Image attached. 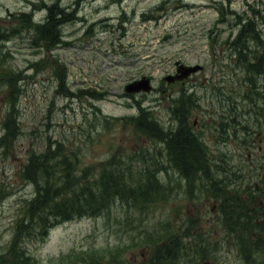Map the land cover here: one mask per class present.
Segmentation results:
<instances>
[{
	"label": "rangeland",
	"instance_id": "obj_1",
	"mask_svg": "<svg viewBox=\"0 0 264 264\" xmlns=\"http://www.w3.org/2000/svg\"><path fill=\"white\" fill-rule=\"evenodd\" d=\"M231 1L232 10L243 11L246 0ZM256 1L264 7V0ZM225 2L227 0H0V25L9 31L4 51L1 50L4 56L0 55V72L1 69L6 74L14 72L18 80L12 87L20 89V93L12 87L0 91V136L3 134L1 122L7 113V95L13 96V105L8 100V106L12 105V109L16 105L21 127V135L13 140L8 153L0 150V252L9 245L16 218L35 193L34 184L20 176L29 152H44L50 143L60 142L68 152L80 153L82 168L92 167L96 171L111 159L113 152L128 155L142 145L146 149L153 148L154 144L139 137L133 127L125 126L123 119L137 114V104L141 102L144 107H151L162 123H169L168 95L184 86H169L167 95L155 90L165 75L175 73L178 61L205 66V70L193 78L194 83L198 82L193 90L201 97V107L194 111L191 121L196 125L207 121L210 125L211 128L201 124L200 129L204 130V139L212 153L217 157L225 154L233 165L240 166L245 164V157L248 160L264 157V140L261 142L260 135H254L257 142L255 148L249 150L252 156L248 157L241 133L232 135L224 143L219 141L213 127L220 123L224 113H232L233 102L239 105V111H246L244 117L249 124L250 121L255 123V113L264 105V98L258 94L264 95L261 82L257 87L251 85L245 69L227 47L237 29L225 21L229 14L219 17L217 7ZM55 4L75 17L74 21L56 28L63 40L56 47L46 43L48 48H33L28 32L13 33L17 22L14 18L20 12L32 14L34 21L41 22L46 20V7ZM147 16L151 17L145 19ZM143 76L153 78L155 92L136 98L125 96V86ZM58 83L62 87H58ZM67 88L75 94L80 89L95 91L93 96L97 97L107 94L103 97L107 99L97 101L92 96H71ZM245 93L252 97V102ZM135 161L137 165L145 163L140 159ZM204 202L206 199H202V204ZM213 206V201H208L204 209L207 216L202 215V220L208 218ZM193 209L176 202L158 206L152 216L174 220L179 219L177 216L182 210L186 214ZM112 212L114 217L121 218L116 208ZM141 229L137 227L136 231L120 236L119 219L84 218L53 229L46 242L27 243L24 247L43 264H63L68 262V254L91 249L106 251L116 244L125 247L133 241L137 247L127 252L125 264H141L152 252L149 243L139 238ZM226 258L228 264H241L234 254Z\"/></svg>",
	"mask_w": 264,
	"mask_h": 264
},
{
	"label": "trees",
	"instance_id": "obj_2",
	"mask_svg": "<svg viewBox=\"0 0 264 264\" xmlns=\"http://www.w3.org/2000/svg\"><path fill=\"white\" fill-rule=\"evenodd\" d=\"M218 9L222 18L229 14L233 29H237L229 45L231 55L240 66H246L252 86L256 87L258 81H261L264 87L263 5H257L256 0L253 2L246 0L243 11L228 10L225 7ZM53 12L54 6L48 7V16L42 25H34L30 18L23 16L24 23L28 24L32 42L36 44L50 43L54 40L55 43L58 42L60 34L57 29V31L53 29L56 25L53 24ZM5 36L0 30V55L1 50H4ZM15 77L12 72L6 74L2 70L0 73V81L7 79L10 89L16 82ZM12 90L20 93L19 88L12 87ZM78 94L81 97L93 95L90 91L83 90L78 91ZM258 94L264 98V95L259 92ZM245 97L252 102L249 94L245 93ZM12 98L13 96H7V100L13 105ZM137 105L138 115L129 117L126 121L139 135L149 137L150 134H154L153 136L163 144V158L147 163L142 168L145 173L138 176L130 175L135 169L132 164L135 159L134 153L129 161L123 163L125 156L113 152L111 159L102 163L100 170L94 171L92 167L80 170L82 162L76 160L78 155L75 154L74 158V154L69 153L59 143L57 146L50 143L44 152H30L21 168L20 176L25 182L34 184L35 193L25 202L23 213L16 218L12 239L6 249L0 252V264H43L24 247L27 243L44 242L50 229L55 225L85 216L98 218L104 211L114 210L118 204L121 209L127 211L124 225L135 226L138 222L136 217L143 213L142 205L154 206L166 202V193L163 190L166 185L163 176L151 173L165 170L167 167L186 177L188 187L191 189L189 195L191 198H195L196 193L207 194L220 203V209L223 211L220 219L224 220L228 230L240 243L243 262L264 264V207L257 205L259 198L264 194V186L262 183L246 184L243 180L247 172L251 179L255 181L260 179L264 172V163L259 165L253 162L250 168L248 165H233L232 161H227L223 154L222 160L214 163L216 174L213 176L210 172V176L206 177L203 173L207 175L210 170L209 165L213 162L210 160L211 151L204 141L203 129L201 133L191 126L193 124L191 117L197 106L194 96L186 95L174 102L175 126L166 130L159 126L152 112L139 103ZM11 107L1 122L4 135L0 137V150L5 154L13 146V140L21 134L19 117L15 113L16 105L12 109ZM231 109L232 113L229 115L224 113L220 123L215 125L221 137L220 141L226 142L232 134L236 136L237 132L243 136H254L257 132L264 131V107L260 108L256 122L250 124L251 128L245 123L243 108V111H239V105L233 102ZM115 121L119 120L115 119ZM203 126L209 127L207 121H204ZM251 139L250 137L249 140L243 141L248 143ZM245 145L247 144H244V148ZM106 163L108 165H105ZM199 171H202L201 175L197 173ZM169 180L170 185L180 186L184 181L173 176ZM142 221L144 220L141 219L140 222ZM180 228V225L160 224L144 231L155 238L153 248L159 252L157 258L159 261L156 264H176L183 259L181 256L183 247L180 246L183 243L178 244L176 238L181 234ZM162 243L165 246H161ZM185 246L187 256L199 255L194 253L192 248L188 250L187 245ZM91 257L82 254L80 259H70L63 264H106L107 262L100 257V260Z\"/></svg>",
	"mask_w": 264,
	"mask_h": 264
},
{
	"label": "water",
	"instance_id": "obj_3",
	"mask_svg": "<svg viewBox=\"0 0 264 264\" xmlns=\"http://www.w3.org/2000/svg\"><path fill=\"white\" fill-rule=\"evenodd\" d=\"M201 68L200 67H194V68H185V67H181L179 72L181 73L180 76H177V77H174L172 78V80H169V81H173V80H176V79H183L185 77H188L191 73H194V72H197L198 70H200ZM127 90L131 93H136V92H141V91H145V92H149L150 91V86H149V82L148 80H143V81H140V82H135L131 85H129L127 87Z\"/></svg>",
	"mask_w": 264,
	"mask_h": 264
},
{
	"label": "bare ground",
	"instance_id": "obj_4",
	"mask_svg": "<svg viewBox=\"0 0 264 264\" xmlns=\"http://www.w3.org/2000/svg\"><path fill=\"white\" fill-rule=\"evenodd\" d=\"M53 14H54V16H53L54 23L53 24H56L55 26H53L54 30H56V28L59 27V25L62 23H66V22H70V21L75 20L74 16H70L69 14L65 13L58 6H55Z\"/></svg>",
	"mask_w": 264,
	"mask_h": 264
},
{
	"label": "flooded vegetation",
	"instance_id": "obj_5",
	"mask_svg": "<svg viewBox=\"0 0 264 264\" xmlns=\"http://www.w3.org/2000/svg\"><path fill=\"white\" fill-rule=\"evenodd\" d=\"M210 222V221H209Z\"/></svg>",
	"mask_w": 264,
	"mask_h": 264
}]
</instances>
